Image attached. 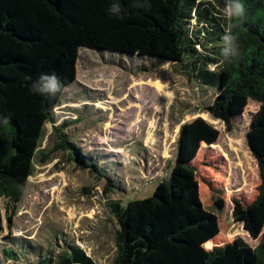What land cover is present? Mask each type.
Segmentation results:
<instances>
[{
    "label": "trees",
    "instance_id": "trees-1",
    "mask_svg": "<svg viewBox=\"0 0 264 264\" xmlns=\"http://www.w3.org/2000/svg\"><path fill=\"white\" fill-rule=\"evenodd\" d=\"M226 0H0V257L6 264H98L69 235L54 231L49 245L11 240L12 221L36 165L64 152L79 169L99 178L96 163L46 126L64 91L77 79L81 48L173 62L174 68L218 95L208 111L229 128L251 101L261 105L250 137L264 143V0H241L244 15L221 19ZM118 11L113 12V6ZM193 22H196L193 24ZM236 24V53L222 55V37ZM55 75L61 88L40 94L32 85ZM47 137V142H43ZM49 146V147H47ZM262 185L256 200L235 219L260 243L238 239L213 248L201 264H264V156L256 154ZM196 168L180 162L152 196L105 205L113 222V264H180L220 234V222L201 205L187 207L200 188ZM109 220H106L108 222ZM0 258V264L1 262Z\"/></svg>",
    "mask_w": 264,
    "mask_h": 264
},
{
    "label": "rangeland",
    "instance_id": "rangeland-1",
    "mask_svg": "<svg viewBox=\"0 0 264 264\" xmlns=\"http://www.w3.org/2000/svg\"><path fill=\"white\" fill-rule=\"evenodd\" d=\"M217 15L224 17L221 10ZM174 67L149 57L80 49L77 79L64 91L46 134L62 126L67 141L98 165L113 188L106 178L79 169L67 153L51 154L29 178L11 240L47 244L48 238L54 241L53 230L59 231L98 264H113L114 223L105 205L152 196L183 162L196 168L200 184L187 207L201 205L217 215L221 230L211 247L180 264H201L213 248L238 239L259 245L260 238L234 215L256 200L262 185L256 154L264 156V143L250 137L261 105L251 101L229 128L208 111L218 91ZM46 142L47 137L43 146Z\"/></svg>",
    "mask_w": 264,
    "mask_h": 264
},
{
    "label": "clouds",
    "instance_id": "clouds-1",
    "mask_svg": "<svg viewBox=\"0 0 264 264\" xmlns=\"http://www.w3.org/2000/svg\"><path fill=\"white\" fill-rule=\"evenodd\" d=\"M210 2L214 4L215 0H210ZM111 10L116 12L118 11V7L114 5ZM244 11V5L241 3V0H226L225 6L222 9L223 15L230 21L233 19L238 20L244 15ZM234 27H236V24L229 23L222 37V55L225 59L236 53L237 36L233 35ZM60 88V81L55 75H41L32 85V90L40 94L55 95Z\"/></svg>",
    "mask_w": 264,
    "mask_h": 264
},
{
    "label": "water",
    "instance_id": "water-1",
    "mask_svg": "<svg viewBox=\"0 0 264 264\" xmlns=\"http://www.w3.org/2000/svg\"><path fill=\"white\" fill-rule=\"evenodd\" d=\"M90 49H92V48H90Z\"/></svg>",
    "mask_w": 264,
    "mask_h": 264
}]
</instances>
